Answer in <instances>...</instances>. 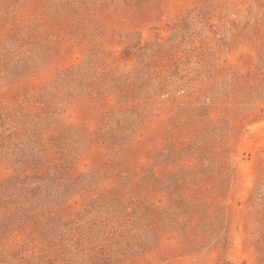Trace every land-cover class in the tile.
<instances>
[{"label": "rangeland", "instance_id": "374dc122", "mask_svg": "<svg viewBox=\"0 0 264 264\" xmlns=\"http://www.w3.org/2000/svg\"><path fill=\"white\" fill-rule=\"evenodd\" d=\"M0 264H264V0H0Z\"/></svg>", "mask_w": 264, "mask_h": 264}]
</instances>
